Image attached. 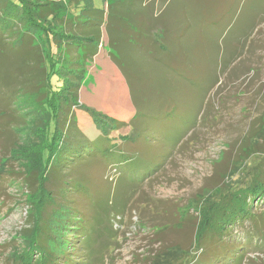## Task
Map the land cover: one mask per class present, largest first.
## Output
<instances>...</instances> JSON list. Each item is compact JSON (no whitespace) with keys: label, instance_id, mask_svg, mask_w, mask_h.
<instances>
[{"label":"rangeland","instance_id":"374dc122","mask_svg":"<svg viewBox=\"0 0 264 264\" xmlns=\"http://www.w3.org/2000/svg\"><path fill=\"white\" fill-rule=\"evenodd\" d=\"M100 3L94 0L95 5ZM129 3L137 6V0ZM167 4L162 17L171 21L174 15L177 24L184 16L188 21L186 36L181 39L192 45L188 62H157L135 46L114 48L95 40L85 47L84 56L81 51V64L77 63L76 71H85L77 93L84 105L126 122L134 118L103 136L86 111L75 110L80 131L92 144L103 147L116 140L122 150L131 153L122 155L115 171L114 166L100 170L97 165L76 169L74 162L70 168L71 178L87 182L92 197H86L85 208L89 210L94 199L105 194L112 201L110 206L113 201L121 206V213L109 217L112 231L100 237L104 245L95 264H153L160 249L174 245L190 249L195 211L185 214L181 208L221 183L243 137L256 130L259 115L264 113V0H170ZM86 15L82 11L81 19H87ZM110 53L121 57L120 71L130 85L133 107L123 77L110 73ZM37 57H29L30 76L39 68ZM62 70L66 74L67 68ZM9 79L0 69V88ZM28 89H18L8 105L2 102L7 107L2 120L15 115L31 125L46 117L47 131H51L54 110ZM69 109L67 112L65 104L56 109L62 122L60 133L74 108ZM3 129L15 130L11 124ZM33 130L24 132L31 137ZM123 134L139 140L119 141ZM17 139L14 132L0 134V167ZM88 147L78 155L83 153L89 160ZM4 164L0 174V264L10 263V252L19 244L16 232L27 225L19 185L22 174L16 173L21 168L16 160ZM236 177L240 182L243 179ZM255 208L256 215L264 213V200ZM263 242L264 234L251 230L249 221H238L206 251L192 250L187 258L171 264L192 259L189 264H264Z\"/></svg>","mask_w":264,"mask_h":264},{"label":"trees","instance_id":"16d2710c","mask_svg":"<svg viewBox=\"0 0 264 264\" xmlns=\"http://www.w3.org/2000/svg\"><path fill=\"white\" fill-rule=\"evenodd\" d=\"M100 1L95 5L94 0H0V69L11 78L0 88V126L5 124L3 128H6L11 124L15 129L2 128L0 134L14 132L18 135L2 161L0 174L8 159L19 163L21 170L16 173L22 174L19 185L23 187L27 208V225L16 232L19 244L10 252L8 264H93L104 245L100 237L112 231L110 215L121 213L117 201L110 206L109 194L94 199L90 208L93 212L85 208L86 197H92L88 194L87 182L69 176L74 164L81 170L96 165L100 170L114 166L112 171H115L122 155L131 154L122 150L116 140L110 145L95 146L80 131L74 118L76 109L86 111L103 136L129 125L134 119L119 120L79 100L77 93L85 71L84 68L76 71V68L85 47L99 40L101 45L106 43L114 48L135 46L140 54L157 62L190 60L192 45L181 42L188 22L173 24L161 18L152 0H137V6L130 5L129 0ZM82 11L87 14L85 20L81 19ZM157 22L161 25L157 26ZM127 52L123 50L124 54ZM34 54L38 56L39 68L30 76L28 62L29 57H36ZM110 55V73L115 77L118 73L121 75V57ZM63 68H67L66 74ZM123 79L133 107L130 85ZM18 89H28L51 106L55 112L51 131H47L46 117L31 125L15 115L2 120L7 110L2 102L10 104ZM64 104L67 112L70 107L74 109L60 133L62 122L56 109ZM258 119L256 130L243 137L236 158L231 160L233 166L223 173L221 183L200 192L181 208L185 214L190 209L195 211V233L190 249L176 245L160 249L153 257V264L175 263L182 257L187 258L192 250L206 251L210 244L220 242L228 227L238 221H249L251 230L264 234V213L258 216L255 212L256 204L264 200V113ZM30 127L34 129L31 137L24 132L32 129ZM128 136L119 135L118 139L130 140L132 137ZM131 140L139 138L135 136ZM83 147H88L89 160L83 153L78 155ZM63 174L66 177H62ZM236 175L243 178L241 182Z\"/></svg>","mask_w":264,"mask_h":264},{"label":"crops","instance_id":"0c3cea01","mask_svg":"<svg viewBox=\"0 0 264 264\" xmlns=\"http://www.w3.org/2000/svg\"><path fill=\"white\" fill-rule=\"evenodd\" d=\"M161 1H163L164 3H162ZM167 2L169 3L170 0H154L153 1V5H154L153 7L156 9V14H161V16H160L161 18H164V17H162V14L164 13V11L162 12V8L165 7V6H168ZM164 19H166V18H164ZM182 21L184 23L185 22H188V21L185 20V16H184V19L182 18ZM170 22L173 23V24H177V21H175V19L173 18V16H172V20ZM163 35L164 34H162L161 36H163ZM159 38H166V37H159ZM185 43L187 44V42H185ZM186 53H188V52H186Z\"/></svg>","mask_w":264,"mask_h":264}]
</instances>
